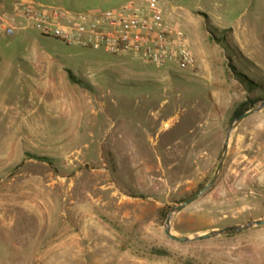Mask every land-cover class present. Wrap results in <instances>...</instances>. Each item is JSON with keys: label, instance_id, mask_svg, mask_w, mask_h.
<instances>
[{"label": "rangeland", "instance_id": "obj_1", "mask_svg": "<svg viewBox=\"0 0 264 264\" xmlns=\"http://www.w3.org/2000/svg\"><path fill=\"white\" fill-rule=\"evenodd\" d=\"M33 1L79 12L126 0ZM160 1L194 69L0 30V264H264V225L192 242L164 232L212 177L238 104L264 101V0ZM63 92L82 107L51 103ZM262 217L264 107L170 226L194 237Z\"/></svg>", "mask_w": 264, "mask_h": 264}, {"label": "built area", "instance_id": "obj_2", "mask_svg": "<svg viewBox=\"0 0 264 264\" xmlns=\"http://www.w3.org/2000/svg\"><path fill=\"white\" fill-rule=\"evenodd\" d=\"M30 27L66 45L112 55L133 54L157 66L194 69L183 29L166 16L160 0H126L114 8L73 12L33 0H14L0 13V30L12 34Z\"/></svg>", "mask_w": 264, "mask_h": 264}, {"label": "water", "instance_id": "obj_3", "mask_svg": "<svg viewBox=\"0 0 264 264\" xmlns=\"http://www.w3.org/2000/svg\"><path fill=\"white\" fill-rule=\"evenodd\" d=\"M263 107H264V101L258 107L251 108V109L243 112L242 114L234 117L233 120L230 122L228 129H227V132H226V135H225V138H224V142L222 144L221 152H220L219 157H218L217 167H216L212 177L205 184H203L196 191H194L192 194H190L186 198L182 199L179 203L175 204L173 207L170 208V210L166 216V219H165V227H164V232L168 237H170L171 239L176 240V241L192 242V241L211 239V238H214V237H216L218 235H222V234L232 235V234H236V233L245 231L247 229H250L253 226L264 225V217H262L259 219L250 220V221L243 223V224L229 225V226H226V227H223L220 229H216V230H212L210 232H206V233H203L200 235H196L194 237L174 234V233H172L171 226H170V221H171L172 216L179 213L180 211L185 209L187 206H189L190 204H192L195 201H197L198 199H200L217 182V180L220 176L226 155H227L229 139H230V135H231L232 130L236 127L237 124H239L240 122H242L243 120H245L249 116L257 113Z\"/></svg>", "mask_w": 264, "mask_h": 264}, {"label": "crops", "instance_id": "obj_4", "mask_svg": "<svg viewBox=\"0 0 264 264\" xmlns=\"http://www.w3.org/2000/svg\"><path fill=\"white\" fill-rule=\"evenodd\" d=\"M13 4H14V0H0V13L12 12ZM53 78L54 77H52V79ZM50 79L51 77H49V80H48L49 82L55 81L54 79L53 80L52 79L50 80ZM54 89L57 91V89L59 88L55 86ZM50 98H51V103H58L59 106L63 109V111H66L67 109H70L73 106H75L76 108L82 107V93L81 92L78 95L75 92H73V94L72 92L70 94L63 92L62 95H54V96H50Z\"/></svg>", "mask_w": 264, "mask_h": 264}, {"label": "trees", "instance_id": "obj_5", "mask_svg": "<svg viewBox=\"0 0 264 264\" xmlns=\"http://www.w3.org/2000/svg\"><path fill=\"white\" fill-rule=\"evenodd\" d=\"M254 104H255V102H253L252 100L243 101V102L239 103L238 106L236 107L234 113H233V116L236 117V116L242 114L243 112L251 109Z\"/></svg>", "mask_w": 264, "mask_h": 264}]
</instances>
